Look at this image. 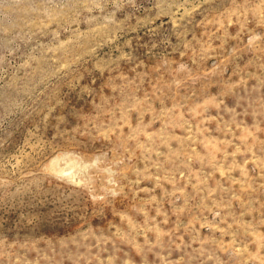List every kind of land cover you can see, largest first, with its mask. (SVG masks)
Segmentation results:
<instances>
[{
  "label": "rangeland",
  "instance_id": "374dc122",
  "mask_svg": "<svg viewBox=\"0 0 264 264\" xmlns=\"http://www.w3.org/2000/svg\"><path fill=\"white\" fill-rule=\"evenodd\" d=\"M0 264H264V0H0Z\"/></svg>",
  "mask_w": 264,
  "mask_h": 264
}]
</instances>
